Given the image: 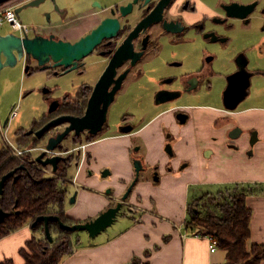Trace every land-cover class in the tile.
Wrapping results in <instances>:
<instances>
[{
    "label": "flooded vegetation",
    "instance_id": "1",
    "mask_svg": "<svg viewBox=\"0 0 264 264\" xmlns=\"http://www.w3.org/2000/svg\"><path fill=\"white\" fill-rule=\"evenodd\" d=\"M30 1L33 0H17L12 7L16 12V9L23 8ZM123 7L129 9L126 14ZM27 9H32L31 12L36 11L37 15L41 12V9L28 7L19 14H25ZM47 9L46 15L47 18L50 17L48 21L51 25L64 24L67 33L79 29L81 34L72 39L63 37L56 31L45 33L42 29L23 24L17 13L21 24L27 25L25 31L16 30L13 24L3 21L1 25L4 28L0 27V32L2 35L11 32L22 38L43 35L76 42L97 29L106 19L117 21L118 27L112 37H103L92 52L79 62V67L70 73H65L64 68L53 67L52 62L46 63L44 68L31 55L23 52L21 59L18 58V63L23 68L25 77L35 84L27 90L24 97L35 94L46 107L41 111V115L30 123L28 129L21 128L16 132L14 141L9 137L11 132L9 126L16 115L10 116L9 110L4 113L2 107L9 101L7 82L12 79L16 68H0V149L11 150L6 139L18 145V139L24 135L27 139L37 140L40 145L43 144L38 149L31 147L25 149L29 150L26 153L31 152L32 156L33 151L39 150V153L33 156L36 160L46 150L48 140L56 138L69 125L60 122L44 132L41 137L38 133L62 116L83 117L103 75L104 84L97 90L95 93L97 96L93 99L94 105L103 106L105 102L108 104L102 129L95 133L92 131L96 128H92L79 135L73 131L63 139L61 147L54 152L46 153L45 158L58 154V151L64 153L61 149L64 142L69 139L81 146L102 139L129 136L133 139L130 148V153L134 157L133 163L140 161L142 170L137 173L134 164L135 175L126 192L135 180L132 192L137 184L145 179V173L148 171L149 174L154 172L160 174L159 164L152 167L146 165L147 152L143 131L162 114L176 109L180 122L184 125L189 123L191 108L199 112L205 107H210L208 104L221 105L223 108L220 109L225 114L216 118L217 123L214 124L230 125V138L234 139L236 134L242 136L243 133H248L252 139L253 133L257 132L255 128L244 130L230 114L238 110V104L241 105L252 95L254 79L264 77V68L256 65L264 61L262 0H54L49 2ZM3 11H0V15H3ZM55 16L58 19L52 21ZM43 72L47 73L46 81H42L44 83L40 82ZM71 73L80 78L86 77V82L77 90L76 97L68 93L64 97L56 96V80ZM222 81H225L221 89L222 102L204 104V101L220 99L214 90ZM229 83L232 84V91H238H233L232 94H240L236 96V101L227 107L225 92ZM146 84H149L148 92L154 93L152 102L149 101V105L146 106L153 110H145L140 117L136 114L125 115L122 124H119L120 127L112 129L111 106L124 93L127 94L136 87L143 89ZM112 92L114 96L111 95ZM170 130L169 126H164L166 137L164 151L170 160L165 167L167 172L173 173L171 161L176 158L177 153ZM76 152L82 156L79 150ZM178 166H183L184 170L189 167L185 163H179ZM160 179L157 177L154 181ZM131 192L126 199H123L125 193L121 195L114 205L121 201L122 207L126 206V214L130 216L136 211V207L130 203Z\"/></svg>",
    "mask_w": 264,
    "mask_h": 264
},
{
    "label": "crops",
    "instance_id": "2",
    "mask_svg": "<svg viewBox=\"0 0 264 264\" xmlns=\"http://www.w3.org/2000/svg\"><path fill=\"white\" fill-rule=\"evenodd\" d=\"M16 1L11 0L0 5V11L14 6ZM30 10L32 9L25 10V13L30 14ZM47 11L48 9L44 12L45 19L39 30L42 29L45 33L56 31L59 35L72 39L81 34L79 29L67 33L64 24L51 25L48 21L50 17L47 18L46 15ZM33 14L32 17L29 15L32 22L39 25L37 20L39 15L36 11ZM21 16L19 14L20 20ZM57 19L55 16L51 20ZM0 27L4 28L1 24ZM45 74L47 75L43 72L41 77ZM208 105L210 107H205L199 112L191 108L189 123L184 125L181 124L175 109L160 115L144 129L146 165L152 167L159 164L162 178L154 181L149 177V171L145 173V179L137 184L134 191L133 197L134 201L137 199L136 202L132 203L130 200L136 207V213L128 215L129 219L123 225L124 228L101 239L90 238L88 233L86 239L79 235L75 251L64 256L61 264H127L135 255L143 257L148 264H226L228 255L226 250L216 246L212 251L207 236L186 228L185 224L189 217L187 207L195 197L203 196L207 192L214 193L225 186L237 183L249 187L250 190L247 204L253 209V215L250 222L249 245L257 243L264 246V131L261 127H256L259 126L257 124H248L247 116L255 110L238 109L230 115L244 130L255 128L258 141L252 144L248 133H243L242 136L236 134L232 139L229 135L230 125L214 124L216 118L225 114L220 109L223 106ZM255 112L254 120H257L259 114L264 113ZM164 126L171 128V136L175 140L174 150L177 156L171 161L173 173L167 172L165 167L170 160L164 151L166 144ZM132 144L133 139L129 136L85 144L82 161L75 163L77 172L67 181L65 212L69 217L82 221L97 218L111 203L109 195L112 194V188L103 192L104 187L118 183L128 187L135 175L134 157L130 153ZM180 158L192 162V171L187 169L183 172L178 171L177 160ZM90 161L93 164L89 165H93L96 173L90 171L89 174L96 178L99 176L100 180L105 179L108 183L103 182L102 185L93 183L94 177H87L83 173L84 166ZM48 167L52 170L51 166H47V170ZM105 171H108V174L102 176ZM70 184L74 186L73 189L68 187ZM205 188L207 192L201 190ZM74 193L76 200L72 203ZM123 194L121 193L116 200ZM40 235L27 224L16 232L2 237L0 263L10 258L16 264H25L20 250L33 236ZM146 251L150 256L144 255ZM261 264H264V261Z\"/></svg>",
    "mask_w": 264,
    "mask_h": 264
},
{
    "label": "trees",
    "instance_id": "3",
    "mask_svg": "<svg viewBox=\"0 0 264 264\" xmlns=\"http://www.w3.org/2000/svg\"><path fill=\"white\" fill-rule=\"evenodd\" d=\"M17 142L20 149L36 147L40 143L24 135ZM22 156H13L8 148L0 149V180L4 175L16 171L13 177L6 180L0 195V210L7 213L0 224V239L29 224L42 237L33 236L20 250L25 264H61L64 256L75 251L79 234L62 229L60 222L67 225L88 222L73 219L65 212L68 192L66 177L73 164L72 159L60 161L58 172L50 176L47 167L37 163L31 152ZM249 194V187L237 183L214 193L207 192L188 203L186 228L203 236H214L216 246L228 253L226 264H261L264 261V246L257 243L249 245L253 215V209L247 204ZM46 215L60 218V221L49 222L52 242L48 240L44 222L34 225L38 217ZM144 255L150 256L147 251ZM0 264L16 263L8 258ZM127 264L148 263L143 262V257L135 255Z\"/></svg>",
    "mask_w": 264,
    "mask_h": 264
},
{
    "label": "water",
    "instance_id": "4",
    "mask_svg": "<svg viewBox=\"0 0 264 264\" xmlns=\"http://www.w3.org/2000/svg\"><path fill=\"white\" fill-rule=\"evenodd\" d=\"M9 1L11 0H0V5L9 3ZM49 2H54V0H33L24 5L23 8L16 9V13L19 14L21 11L28 7L40 9V6H44L47 9L49 7ZM249 6L250 5H247V7ZM122 9L125 14L127 13V11H129L128 7L127 9H125V7H123ZM249 13L250 10H248L247 14ZM117 27V21L106 19L100 26H98L97 29H94L90 34L85 35L84 38L76 42H69L65 41L64 39H57L53 36L45 37L43 35H37L33 38H29L28 36L22 38L15 36L11 32L7 35H2V33L0 32V68L12 69L17 67L19 65L18 58L21 59L22 54H24L23 52H25L31 55L34 59H36L39 65L43 66L44 68H46V63L52 62L53 67L64 68L65 73H70L71 71L76 70L79 67V62L85 59V57L92 52L93 48L99 43V41L103 37H112ZM103 79L104 75L100 78V81L98 82L93 93V97L90 100L87 112L83 117H76L73 115L62 116L60 118H57V120L52 121L51 123L46 125V127L38 133V136L41 137L44 132L53 127V125H56L60 122H66L69 125L63 132L58 134L56 138H50L48 140L46 150L42 154H40L39 157H37L36 161L41 163L43 166H51L54 172H58V165L60 161H62L65 157L60 154H54V156L45 158L46 153L54 152L59 147H61L63 139H65L73 131H75L76 134L79 135L82 132L90 130L92 128H96L95 131H92L95 133L102 129V126L104 125L103 123L105 122L108 104H106L105 102L103 106H101V104L94 105L93 99H95V96H97L95 94L97 90L100 89V87L104 84ZM233 91L238 92L235 90ZM233 91L232 84L229 83V86L225 92V96H227L225 106L227 107H229L230 103L233 104V101H236L237 97L240 94L238 93L234 95L232 94ZM111 95L114 96V93L112 92ZM253 134L254 135L251 139L252 144L258 141L257 132ZM134 164L137 173H139L142 170L140 161L137 160ZM15 172L16 171H12L4 175L0 180V195L3 193L4 184L6 180L8 178L13 177L15 175ZM107 172L108 171L104 172L103 176H106L108 174ZM133 185L123 195V199L128 198V195L131 192ZM75 197L76 193H74V196L72 197V203L75 202ZM121 207L122 202L119 201L116 206L107 208L100 216L95 219H91L90 221L85 223H75V225H67L61 221L60 227L62 229L70 230L73 232H76L78 230L85 231L88 233L90 238H95L101 233L105 232V230H107L116 222ZM6 217L7 213L3 209H1L0 224H2ZM51 221H60V218L57 215L40 216L34 223V225H36L39 222H44V229H46V235L50 242L53 241L51 229H49V222Z\"/></svg>",
    "mask_w": 264,
    "mask_h": 264
},
{
    "label": "rangeland",
    "instance_id": "5",
    "mask_svg": "<svg viewBox=\"0 0 264 264\" xmlns=\"http://www.w3.org/2000/svg\"><path fill=\"white\" fill-rule=\"evenodd\" d=\"M264 2V0H262ZM41 9V12L39 14V18L38 20V24L39 25H34V23L32 22V19L30 18V16L32 17L34 14L33 12H30V14L25 13L24 15H22L21 17V21L23 24H28L30 26H35L37 28H39L45 19L44 16V12L47 10L44 6H40L39 7ZM30 15V16H29ZM35 19V18H33ZM259 33V32H258ZM260 34V33H259ZM254 60V59H253ZM255 61V60H254ZM256 63V61L254 62ZM259 68H264V61H261L259 63L256 64ZM255 67V66H254ZM15 71L13 73L12 79L7 82L8 83V98L9 101L7 103H5V105H3L2 110L3 112H7L9 110L10 116L16 113V116L12 119V122L10 123V135L9 137H11V140L14 141L15 137H16V132L21 129V128H26L28 129V126L30 125V123L37 117H39L41 115V111L46 107V104H42L41 98L39 100V98L37 96H35V94L33 95H27L24 97V94L27 92L28 89H31L33 85H35L34 83H32V80L25 77L24 75V70L23 68H21V65L15 67ZM46 74L44 75V77L42 76L40 79V82L42 81H46ZM86 78V77H85ZM85 78H80L74 74L71 73V75H66L63 78H58L56 80V96L59 97H64L65 94H71V96L76 97L75 94H77V90L80 89L82 87V85L86 82ZM149 84H146L145 87L143 89L136 87V88H132L130 90V92H128L127 94L124 93L123 95H121L118 100L116 101L115 104H113L111 106V111H110V124H111V128L112 129H116L119 126V124H122V120L123 117L125 115H131V114H136L137 117H140L141 115H143V113L145 112V110H153V108H148L146 106L149 105V101L152 102L153 100V96L154 93H150L148 92L149 89L148 88ZM225 85V81H222L220 83V85L218 86V88H215V95L217 97H220V99L218 101H214L213 99H211L210 101H204V104L206 103H219L222 102V87ZM252 95L248 98L247 101L243 102L241 105H239L238 109H253L255 111L258 112H264V77L262 78H256L254 79V84L252 86ZM75 95V96H74ZM237 107V106H236ZM234 108V107H233ZM232 108V109H233ZM237 109V108H236ZM253 111L252 113H250L247 118H248V124H257L259 126L256 127H261V129L264 131V113L263 115L259 114L260 116H258L257 120H254V116L256 114V112ZM12 115V116H13ZM137 120V119H136ZM137 123V122H136ZM261 125V126H260ZM9 140V139H8ZM42 145H37L35 148L31 147L32 149H38L39 147H42ZM80 146V144L76 143V142H72L71 139H69V141H65L64 145H63V149H61L62 151H64V153L61 152H57L60 155H63L65 158H71L73 164L70 166L69 176H67L66 181L70 180V177L74 176V174H76L77 172V166L75 165V163H78L80 160L82 161V158L84 156V151L81 149H78V147ZM19 147V146H18ZM135 148V147H134ZM25 150V149H22ZM80 151L83 155L80 156L78 155V153L76 151ZM39 150H35L33 151V156L35 157V155H37L39 152ZM134 153H137L136 151H134ZM133 153V154H134ZM189 160V159H188ZM92 161L88 162L84 167V171L83 173L86 174L87 177H94L93 183H97L99 185H102L101 183L105 182L108 183L105 179L102 181L100 180V177L98 176L97 178L94 175H90V171L94 173H96V169L93 168V165H89V164H93L91 163ZM178 163H185L187 164L189 167L187 170L192 171L193 166L191 165L192 162L191 161H187L184 160L183 158H180L177 160ZM179 165V164H178ZM89 166V167H88ZM199 166H201L199 164ZM96 168V167H95ZM49 170V175L50 176H55L52 173L53 170H51L50 167H48ZM102 170V169H101ZM186 170V169H185ZM178 171L179 172H183V166H178ZM161 174V173H160ZM159 172H154L152 174H149V177L153 178L154 180H156L157 177L162 178V175H160ZM160 175V176H159ZM189 176V175H188ZM121 183L118 184H109L107 187L105 186L104 191H106L108 188H112V194L109 195V198H111V203L108 206H114L116 204V199L119 197V195L127 190V188L125 185L121 187ZM92 186L95 187V184H93ZM68 187L70 188H74V186H72V184H70ZM120 189V192H119ZM136 187L133 189V191L130 194V200L132 201V203H135L136 200L134 201V191H135ZM205 189H201L203 192H207ZM213 190V189H212ZM71 191V190H70ZM124 192V193H125ZM205 201H201V203H203ZM127 219H129L128 214H126V206L124 205L121 210L119 211V215L117 217L116 222L110 226L106 231H108V233L103 232L102 234H100L101 238H105L108 235L111 234H115L120 232V230L123 227V225L126 224ZM76 234L81 235L82 237H84L85 239L87 238V232L85 231H76ZM42 235L39 236V238H41ZM89 237V236H88ZM145 259L143 258V262Z\"/></svg>",
    "mask_w": 264,
    "mask_h": 264
},
{
    "label": "built area",
    "instance_id": "6",
    "mask_svg": "<svg viewBox=\"0 0 264 264\" xmlns=\"http://www.w3.org/2000/svg\"><path fill=\"white\" fill-rule=\"evenodd\" d=\"M3 21L8 22L9 24L10 23L13 24L16 30L25 31V28L27 27V25L21 24V22L17 18L15 10L13 9L12 6L5 8L3 11V15H0V24H2ZM15 115H16V113H15ZM6 142L9 145V147L11 148L13 156L22 158L23 157L22 155L24 153H26L27 151H29V150L20 149L17 144H15L13 142L11 143L7 139H6ZM85 147H86V145H81L78 147V149L83 150V149H85ZM48 173H49V171H48ZM52 174L55 175V173H52ZM197 235H199V234H197ZM207 237H208V239H210L211 250L214 251L216 249V238H214V236H212V235H208Z\"/></svg>",
    "mask_w": 264,
    "mask_h": 264
}]
</instances>
